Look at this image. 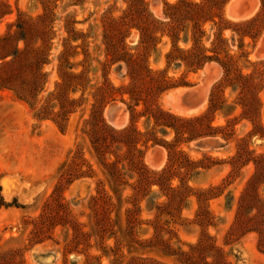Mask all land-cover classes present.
<instances>
[{
    "label": "rangeland",
    "instance_id": "rangeland-1",
    "mask_svg": "<svg viewBox=\"0 0 264 264\" xmlns=\"http://www.w3.org/2000/svg\"><path fill=\"white\" fill-rule=\"evenodd\" d=\"M179 1L0 0V68L28 46L42 51L37 67L44 65L36 74L20 70L15 86L31 88L39 74L45 79L25 101L0 85V264H217L219 254L224 264H264L255 230L264 224L262 0H230L222 13L227 23L203 26L206 47L221 33L233 69L252 77L259 100L251 114L216 62L186 73L172 65V88L154 97L149 111L142 100L135 107L122 60L137 57L164 71L172 42L159 26L143 47L133 18L144 11L166 23L168 6ZM182 30L178 45L188 48ZM158 109L206 120L200 134L176 135L167 127L171 119L156 121ZM132 122L143 165L171 172L178 187L172 204L166 185L131 198L138 172L127 165L125 148L114 145L104 155L91 144L102 123L122 130ZM239 214L245 227L229 234ZM201 239L208 248L197 252Z\"/></svg>",
    "mask_w": 264,
    "mask_h": 264
},
{
    "label": "trees",
    "instance_id": "trees-1",
    "mask_svg": "<svg viewBox=\"0 0 264 264\" xmlns=\"http://www.w3.org/2000/svg\"><path fill=\"white\" fill-rule=\"evenodd\" d=\"M229 1L230 0H201V2L195 3L189 0H180L178 3L168 6V12L165 14L167 18L166 23L158 21L150 13H144V11L138 13L136 17L133 18L138 23L137 29L140 32V45H144L143 47H145L148 40H151L150 35L153 31H156L159 26H164L166 28V35L172 42V47L165 56L164 71L150 68L143 60L137 57L130 56L127 60H122L132 81L128 95L131 100L136 101L135 107L138 105V102L142 100L146 106V110L149 111L153 98L172 88L168 83L172 81L173 78L167 75V70L172 65L175 66L176 69L184 67L186 73L202 70L206 65L216 62L219 63L224 70L223 79L227 81L232 80L230 86H234V90H241L239 95L244 102L242 104L243 112L245 114L252 113L259 100L258 97L252 95L254 90V81H252V77H247L239 70L233 69V62L231 61V57L227 54L225 40L222 38L221 33L214 35L209 47H206L202 42L204 24L212 23L215 27H219L221 23H224L225 20L222 17V13L224 6ZM262 7H264V0H262ZM180 28L183 29L182 31L186 35L184 43H190L188 48H181L178 45V38L176 37ZM224 29L226 28L223 27L220 30L223 31ZM232 31L237 33L235 29H232ZM189 33L191 34L190 36ZM222 53L226 54L225 58H228L227 61L221 59ZM38 54H42V51L28 46L12 54V59L5 61L0 68V85L11 87L15 90L18 97L24 101L27 100L33 92L40 93L42 87L38 88L34 86V84L38 80H41L42 85L44 84L45 79L42 74L36 76V79L33 81V87L31 88L15 86L16 76L20 70L31 69V72L34 71L33 74L40 72V66L44 65V62H40L39 67H37L39 63L37 58ZM120 60L121 59L118 61ZM230 75H234L235 77L230 79ZM221 85L222 83H217L212 89L210 104L213 107L216 106L217 100L219 99L218 92H221ZM61 108L63 109L64 106ZM41 109L42 107L38 111L41 112ZM68 112V110H63V113ZM157 112L158 118L156 121H160L162 118L171 119L173 121V123L169 124L167 127L173 129L176 135L189 134L192 136L194 133L200 134L203 129V122L206 120V116L204 115L186 120L174 117L161 109H158ZM135 114H137V112L135 109H132L131 116ZM211 121L212 120L208 122V128H211V126H209ZM138 136L139 132L136 130L133 122L131 126L122 130H115L102 123L96 127L94 136L91 139V144L95 151H99L104 155L110 153L107 150L114 145L125 148L126 154L124 157L127 159V165L138 172V180L132 187L133 194L131 198L140 194L145 187L151 188L152 186H158L162 189V187L166 185L168 190L173 193V198L171 196L169 201V203L172 204L174 202V197H176L175 194H178L176 193L178 192V187H173L171 184L173 180L171 172L168 168H164L160 172H153L143 165L140 156L137 155ZM74 171L76 172L78 170L76 168L75 170L67 169L65 171V178L64 175L61 177L63 181L66 183L69 182ZM60 184L59 182L56 191L61 189ZM209 191L210 189L202 190L200 196H203ZM199 199L200 197L198 196V200ZM241 209L242 205L239 206V212ZM199 215L200 212L197 216ZM244 227L245 223L239 214L229 234L241 231ZM255 230L259 234L258 247L264 252V224L261 227L255 228ZM33 234L35 236H41V229L36 228ZM207 248V242L205 239H201L196 245L195 250L201 252ZM224 261L222 255L219 254L217 264H224Z\"/></svg>",
    "mask_w": 264,
    "mask_h": 264
},
{
    "label": "bare ground",
    "instance_id": "bare-ground-1",
    "mask_svg": "<svg viewBox=\"0 0 264 264\" xmlns=\"http://www.w3.org/2000/svg\"><path fill=\"white\" fill-rule=\"evenodd\" d=\"M115 121H117V119H116ZM114 123H115V122H114ZM116 126H118V125H116Z\"/></svg>",
    "mask_w": 264,
    "mask_h": 264
}]
</instances>
